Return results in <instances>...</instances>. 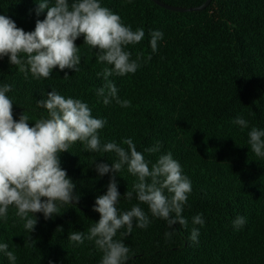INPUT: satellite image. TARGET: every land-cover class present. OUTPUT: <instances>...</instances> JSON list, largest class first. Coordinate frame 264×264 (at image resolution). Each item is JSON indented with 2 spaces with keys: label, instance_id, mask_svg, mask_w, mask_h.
Here are the masks:
<instances>
[{
  "label": "trees",
  "instance_id": "obj_1",
  "mask_svg": "<svg viewBox=\"0 0 264 264\" xmlns=\"http://www.w3.org/2000/svg\"><path fill=\"white\" fill-rule=\"evenodd\" d=\"M159 1L189 10L207 0ZM100 3L125 25L145 32L140 43L126 47L131 59L140 57L137 71L109 77L117 97L131 106L121 107L116 99L105 105L97 95L105 83L98 73L113 66L98 62V50L83 44L81 36L75 41L81 57L78 71L55 68L49 78L36 79L11 65L7 56L0 58V86H11L7 95L14 119L25 112L33 126L47 117L38 101L55 90L87 103L94 118L106 121L98 133L101 146L116 142L127 148L123 141L131 139L149 167L169 152L180 163L192 184L182 211L186 226L170 227L152 216L135 194L131 200L124 197L138 182L126 165L115 174L118 210L139 205L150 220L143 229L134 221L130 234L125 227L114 237L129 248L126 264H264V158L255 156L248 144L252 127L264 130V0H212L197 12L167 10L153 0ZM37 7L36 0H0V15L30 32L46 16L47 10L37 16ZM157 30L163 39L153 52L150 33ZM238 116L248 121L247 128L234 123ZM154 147L159 150L146 151ZM59 159L79 201L58 204L60 214L47 220L36 213L31 233L10 206L7 219L0 217V244L16 254L15 264H101L102 252L94 241L78 244L68 237L75 231L87 235L98 222L100 215L92 210L95 199L106 194L113 173L100 176L96 164L111 167L118 157L86 150L77 141ZM196 215L202 216L203 225L193 223ZM238 216L245 218L239 228L233 225ZM193 228L199 230L198 242L190 239ZM166 232L172 233L170 238ZM0 264H12L4 252Z\"/></svg>",
  "mask_w": 264,
  "mask_h": 264
},
{
  "label": "clouds",
  "instance_id": "obj_2",
  "mask_svg": "<svg viewBox=\"0 0 264 264\" xmlns=\"http://www.w3.org/2000/svg\"><path fill=\"white\" fill-rule=\"evenodd\" d=\"M36 2L37 16L47 11L43 20H36L33 31L26 32L17 27L11 18L0 15V58L7 56L11 65L19 66V71L26 76L30 71L36 79L49 78L55 68L78 71L81 57L75 41L82 36L83 44L98 50V62L113 66L111 69L105 67L102 73H98L105 83L97 89V95L103 98L105 105L116 99L121 107H130L129 100L117 97V88L109 77L137 71L140 57L131 59L132 53L126 47L140 43L145 36L144 29L133 30L130 25H125L121 17L102 6L100 0H53L51 4L49 0ZM150 35L151 49L155 52L158 41L163 39V32L157 30ZM21 54L25 59L21 58ZM10 91V85L0 86V217L7 219L9 207H14L15 215L31 233L37 224L36 213H43L47 220L60 214L58 204L78 203L79 196L73 194L75 185L66 170L61 168L59 154L79 141L86 150L115 153L118 159L111 167L107 163L96 164L100 176L113 173L106 194L95 199L92 209L99 213L100 218L88 229L87 235L79 231L70 233V241L78 244H83L85 239L94 241L102 252L101 264H126L129 248L114 237L118 230L125 227V234H130L134 221L136 227L143 229L150 220L139 205L124 212L117 208L121 195L115 174L125 165L127 171L138 178L133 190L124 193L126 199L131 200L135 194L139 202L148 205L152 216L166 220L170 227L187 225L182 211L192 184L171 152L160 155L149 167L131 139L123 141L127 148L116 142L101 146L98 133L106 121L94 118L87 103L65 98L55 90L47 92L46 98L38 101V105L47 110L48 116L36 119L30 126V118L25 112L18 120L14 119L13 101L7 95ZM234 123L241 128L248 127V121L239 116ZM248 137L251 151L255 156L264 158V130L252 127ZM158 150V147L146 149L149 153ZM30 213L33 215L30 216ZM193 223L203 225L204 220L201 215H196ZM244 224L245 218L241 216L233 221L237 228ZM171 235L170 232L165 233L166 238ZM198 236L199 230L193 228L191 241L198 242ZM0 252H4L8 260L15 264L17 256L8 250L7 244H0Z\"/></svg>",
  "mask_w": 264,
  "mask_h": 264
},
{
  "label": "water",
  "instance_id": "obj_3",
  "mask_svg": "<svg viewBox=\"0 0 264 264\" xmlns=\"http://www.w3.org/2000/svg\"><path fill=\"white\" fill-rule=\"evenodd\" d=\"M153 1L156 2L157 4H159L160 6H162L163 8L167 9V10H172V11H176V12H186V11L197 12V11H204L211 4V2H212V0H207L201 6L193 7V8H190L189 10H187L185 8H182V7H175V6H171V5H168V4H163L159 0H153Z\"/></svg>",
  "mask_w": 264,
  "mask_h": 264
}]
</instances>
